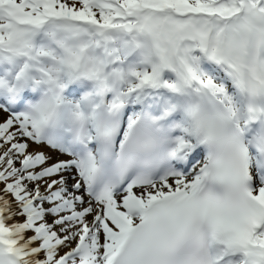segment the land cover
<instances>
[{"label":"snow or ice","instance_id":"6c2138e0","mask_svg":"<svg viewBox=\"0 0 264 264\" xmlns=\"http://www.w3.org/2000/svg\"><path fill=\"white\" fill-rule=\"evenodd\" d=\"M0 264H264V0H0Z\"/></svg>","mask_w":264,"mask_h":264}]
</instances>
